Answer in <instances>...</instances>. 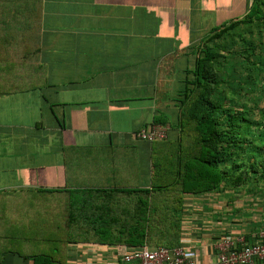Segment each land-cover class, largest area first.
<instances>
[{
    "label": "crops",
    "instance_id": "obj_1",
    "mask_svg": "<svg viewBox=\"0 0 264 264\" xmlns=\"http://www.w3.org/2000/svg\"><path fill=\"white\" fill-rule=\"evenodd\" d=\"M251 2L0 0V248L30 194L149 188L151 144L136 132L157 118L165 141L176 138L168 124L201 42ZM224 195L184 197L179 245L197 264L211 262V247L231 231L205 218ZM68 255V264L89 259ZM2 264L30 261L7 254Z\"/></svg>",
    "mask_w": 264,
    "mask_h": 264
},
{
    "label": "trees",
    "instance_id": "obj_2",
    "mask_svg": "<svg viewBox=\"0 0 264 264\" xmlns=\"http://www.w3.org/2000/svg\"><path fill=\"white\" fill-rule=\"evenodd\" d=\"M263 26L264 0H252L241 19L213 29L201 42L177 101V118L168 124L176 138L150 142L149 188L31 194L22 219L11 220L13 241L0 248V264L7 254L30 264H68L72 244L173 248L183 235L184 197L225 193L256 175L264 178L258 160L264 150ZM5 83L0 73V92ZM248 93L255 94L246 98ZM248 103L263 121L254 123L257 132Z\"/></svg>",
    "mask_w": 264,
    "mask_h": 264
},
{
    "label": "built area",
    "instance_id": "obj_3",
    "mask_svg": "<svg viewBox=\"0 0 264 264\" xmlns=\"http://www.w3.org/2000/svg\"><path fill=\"white\" fill-rule=\"evenodd\" d=\"M135 137L146 142L162 141L167 138V128L162 125H150L138 130ZM248 245L243 237L236 238L220 234L210 254L208 264H253V260L264 259V236ZM239 246V247H238ZM72 250L88 256L83 264H197L194 251L184 246L173 248H154L127 246L70 245Z\"/></svg>",
    "mask_w": 264,
    "mask_h": 264
},
{
    "label": "rangeland",
    "instance_id": "obj_4",
    "mask_svg": "<svg viewBox=\"0 0 264 264\" xmlns=\"http://www.w3.org/2000/svg\"><path fill=\"white\" fill-rule=\"evenodd\" d=\"M253 31H256L257 35L258 30L253 29ZM262 33L264 34V26L262 28ZM263 34L261 35L262 40H264ZM258 56L263 58L262 53L258 54ZM231 75L232 74H229V76ZM254 94L255 93L251 95L248 93L246 98L249 96L253 97ZM248 104V118L250 122L253 124L256 122L262 124L263 121H259L257 117L258 108H253L251 103ZM255 125L256 124L252 126L253 131L257 132L258 127ZM261 126L264 127V123ZM260 154L262 155L261 158L258 159L260 161V168H264V150H261ZM255 162L257 161L255 160ZM224 191L225 195L216 197L214 200L215 202L212 203V205H214L213 211L216 213H214L211 208L208 207L207 209H209L213 215H210L211 213H207L205 214V216H207L205 218L211 217V221L214 222L213 225L217 227L219 226V223H222L224 226L223 228L231 230L228 233L229 236L242 238L246 235L248 236L249 240H253V243L262 240L261 236H264V178H260L258 175H256L254 179L242 183L238 188H227ZM206 222L211 224V222Z\"/></svg>",
    "mask_w": 264,
    "mask_h": 264
}]
</instances>
